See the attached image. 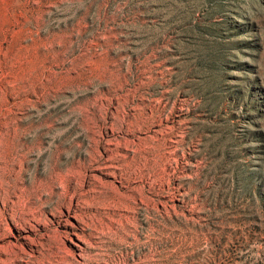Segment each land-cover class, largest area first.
Masks as SVG:
<instances>
[{
    "label": "rangeland",
    "instance_id": "374dc122",
    "mask_svg": "<svg viewBox=\"0 0 264 264\" xmlns=\"http://www.w3.org/2000/svg\"><path fill=\"white\" fill-rule=\"evenodd\" d=\"M0 264H264V0H0Z\"/></svg>",
    "mask_w": 264,
    "mask_h": 264
}]
</instances>
